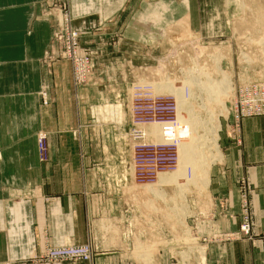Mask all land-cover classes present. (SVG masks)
Instances as JSON below:
<instances>
[{"label":"rangeland","instance_id":"374dc122","mask_svg":"<svg viewBox=\"0 0 264 264\" xmlns=\"http://www.w3.org/2000/svg\"><path fill=\"white\" fill-rule=\"evenodd\" d=\"M137 6L143 7L144 14L135 17V21L145 31L141 39L130 41L119 29L110 28L118 21L116 17L97 24L84 19L78 25L70 0H48L41 5L42 14L51 20L53 30L50 49L42 61L68 62L73 90L76 94L81 90L88 93V122L77 136L90 143L87 152L91 162L86 172L93 175L87 183L89 194H79L86 207L83 224L80 223L84 239L62 242L60 246L48 245L41 254L50 258L48 251L52 248L80 247L79 254L89 253L90 258L87 262L67 259L54 264H93L97 257L106 259V253L114 254L113 264H205L206 251L212 245L254 239L250 187L246 179L238 180V207L230 204L229 197L215 202L213 193L218 196V190L212 192L209 185L213 171L219 167L215 164H222V154L218 159L210 158L215 154L214 146L221 152L220 140L225 133L240 145L241 122L264 117V112L243 116L240 110L226 106L233 101L229 96L234 94L238 76L251 80L250 86L264 85V0H139ZM155 6H162L159 15L152 12ZM66 10L70 18L64 21ZM70 31L77 33L78 52L73 57L66 53L72 43ZM223 69H231V74ZM192 71L208 77H194L203 86L210 77L213 79L210 84L225 78L229 90L226 86L227 90L221 93L224 96L212 104L211 93L189 82L188 74L186 82L191 93L183 92L179 81L184 82L186 73ZM38 96L42 104L49 103L46 84ZM206 97L210 99L208 102L204 100ZM117 103H121V108ZM163 104L172 110L163 113L164 116L159 112ZM188 106H193L192 115L186 110ZM176 116L175 135L180 128L189 137L192 134L197 138L193 144L208 157L207 186L189 182L194 174L189 163L185 167L186 178L174 184L170 174L177 170L180 157V148L175 144L170 146L176 155L174 168L158 176L148 174L147 159L160 150L157 145L162 135L158 124H166L152 121L163 118L174 121ZM199 119L202 121L190 132ZM135 127L144 135V142ZM37 137L39 156L44 160L46 133L41 131ZM98 141L101 147L97 146ZM105 141L108 144L104 148ZM145 143L152 144L153 151L140 146ZM139 156L142 162L137 161ZM143 167L145 171L140 169ZM118 170L124 171L119 179L104 175ZM150 185L153 187L149 189ZM87 206L94 211L89 212ZM106 206L109 209L104 211ZM234 210L238 213L233 214ZM234 215L238 217L235 227L220 223L228 218L235 221Z\"/></svg>","mask_w":264,"mask_h":264},{"label":"crops","instance_id":"0c3cea01","mask_svg":"<svg viewBox=\"0 0 264 264\" xmlns=\"http://www.w3.org/2000/svg\"><path fill=\"white\" fill-rule=\"evenodd\" d=\"M46 1L0 0V264H41L38 258L46 246L84 239L80 223L86 207L79 194H89L87 183L93 175L86 172L90 143L77 135L88 122V93L73 90L68 62L42 61L53 33L51 20L42 14ZM138 1L70 0V4L75 24L116 17L110 28L119 29L131 41L141 39L145 31L135 21L144 14ZM161 8L155 6L152 12L159 15ZM44 84L50 97L47 105L38 96ZM41 131L47 137L44 160L37 145ZM227 134L219 143L222 164H215L219 167L212 173L210 190H218V196L213 193L215 202L229 197L230 204L238 207V180L246 179L254 239L212 245L205 264H264V117L241 122L240 145ZM104 144L108 142L102 143L105 148ZM104 175L119 179L124 171ZM87 210L94 211L89 206ZM234 216L235 221L228 218L220 223L238 225ZM105 255L106 259L97 257L93 264H113L114 254Z\"/></svg>","mask_w":264,"mask_h":264},{"label":"built area","instance_id":"2783aa9c","mask_svg":"<svg viewBox=\"0 0 264 264\" xmlns=\"http://www.w3.org/2000/svg\"><path fill=\"white\" fill-rule=\"evenodd\" d=\"M69 10H66L65 12V16H64V21L69 20L70 18V14H68ZM70 36H71V41L72 43L70 44L68 50L66 51L67 54H69V56L73 57L75 55H77L78 52V45L76 44V38H77V33L74 31H70ZM253 48H255L253 46ZM251 48V49H253ZM254 55V54H253ZM228 70V74H231V69H223L222 71ZM218 71V70H217ZM247 71V69H246ZM220 72V71H219ZM190 75L192 77H189L190 79H193V77H198V78H208L205 77V75L202 77L200 75V73H197L195 71H192L191 73L187 72L185 77L184 82L183 81H179L180 82V89L186 93H191L190 91V87L187 85L186 79L188 78L187 75ZM212 78V77H210ZM215 78V77H214ZM254 81V80H253ZM192 82V81H191ZM194 82V86H196L197 88H202V84H199L195 81ZM231 84V81H229ZM251 84V80L245 79V78H241L240 76H238V81L237 84L234 85V94L231 95L229 97H232L233 101L232 102H227L226 106L230 107V109L235 108L236 110H240L239 114L243 115V116H250V115H255V113H263L264 112V85L263 84H258L256 83L254 86H250ZM193 92V91H192ZM160 114L163 113H168L169 111H172L171 109H169V107L165 104L160 105ZM178 105L176 110H178ZM254 109L256 111H254ZM148 111H155V109H150ZM147 111V112H148ZM165 114H163L164 116ZM161 121H152V122H157V123H169L172 124V126H168L165 127L163 129L162 132V136L165 139L164 142H160V144H158V148L160 150H157L156 152H154V154H152L149 159H147L148 164H150V166L148 167V174H150L151 176H158L161 173H165V172H170L169 170H172L174 168V161L176 160V155H174L173 150L171 149V145L175 144L178 145L179 141H183L185 139H187L189 137V133L187 132H183V129L180 128V132L178 131V135L176 136L174 133V125L176 123H178V118L176 116V119L174 121L172 120H166V119H160ZM149 122V121H148ZM137 123V122H135ZM137 124H144V123H137ZM147 124V123H146ZM181 127V126H180ZM179 128V127H178ZM134 130L137 132V134H139L140 136L143 137L142 142H144V135L141 134L137 128L135 127ZM147 142V141H145ZM140 146L142 147H146L148 148V150L153 151V149L151 148L152 144H140ZM178 147V146H177ZM143 151V149L141 150ZM138 162H142L140 156L137 159ZM143 169V171H145V168H140ZM170 206V205H169ZM247 233V232H246ZM49 252V256H51L50 258H48L46 256V254L42 255L41 257H43L42 259H40L41 261H46L47 264H54V263H60V261L63 260H80V261H85L87 262L90 258V254L89 253H80V247H75V248H52L51 250L48 251ZM65 254V255H63ZM49 260V261H47ZM5 264H9V263H5Z\"/></svg>","mask_w":264,"mask_h":264},{"label":"bare ground","instance_id":"6f19581e","mask_svg":"<svg viewBox=\"0 0 264 264\" xmlns=\"http://www.w3.org/2000/svg\"><path fill=\"white\" fill-rule=\"evenodd\" d=\"M223 74H225V72H223L222 73V75ZM190 77H192V76H190ZM196 80L198 81V79L196 78ZM202 80V79H201ZM211 79L209 78V80H205V82H203V84H204V88L203 89H205L203 92H210L211 94H210V97H212L213 98V100L211 99V102L210 103H215V100L216 101H218L219 99V97H221V95H223V94H221L222 92H223V90L224 91H226L227 89L225 88L226 86H227V83H226V81H225V78H223L222 80H219V81H216L215 83H212V84H210V81ZM217 80V79H216ZM188 81L189 82H191V81H194V77H193V79H188ZM200 81V80H199ZM212 82H213V79L211 80ZM225 81V82H224ZM196 82V81H195ZM200 83V82H199ZM201 84V83H200ZM227 88H228V90H229V86H227ZM205 92V93H206ZM205 93H203V95H202V98H204L203 96H204V94ZM200 95H201V93H200ZM206 95V94H205ZM224 96V95H223ZM198 97V96H197ZM210 97H208V98H210ZM223 98V97H222ZM204 100H207V97L204 99ZM210 99H208L207 100V102L209 101ZM223 103V102H222ZM217 104H219V103H217ZM211 104H209L208 106H210ZM208 106H207V108H208ZM215 106V105H214ZM204 107H206V105L204 106ZM203 107V108H204ZM221 107L223 108V106L221 105ZM191 109L193 110V106H188V107H186V110H189V111H187L188 113H190V111H191ZM213 109V108H212ZM208 110V109H207ZM206 110V111H207ZM191 112H194V111H191ZM209 113V112H208ZM212 113V112H211ZM191 115H192V113H190ZM194 115H195V113H193ZM213 114V113H212ZM192 118H194V117H197V116H191ZM200 121H202V120H198V121H196V122H194V125L191 127V131L190 132H192V131H195V127H196V124H199L200 123ZM202 124V123H201ZM168 126H171L170 124H158V127H159V134H161L162 135V133L160 132L161 131V129H163V127H168ZM202 126V125H201ZM210 127V126H209ZM199 129V128H198ZM217 130V129H216ZM214 131V130H213ZM216 132V131H215ZM198 135V134H197ZM215 135H217L218 136V134H215ZM161 138H160V140H161V142H164V138H163V136H160ZM190 139H188L187 141H179V144H178V147L180 148V157H179V166H178V168H177V170L175 171V172H171V174H170V176H171V178L173 179V181H174V184H178L177 182H178V180L180 179V178H186V172H185V167L188 165L187 163H189V164H191L192 166H193V172H194V174L192 173V178H191V180H189V182L191 183V182H194V183H198V184H202V185H204V186H207L208 185V183H209V178H208V171H209V168H207V165H208V163H207V159H208V157H207V155H205V154H203L202 153V151L200 150V149H198V148H196V145L197 144H193V142H194V140L196 141L197 140V138L196 137H194L192 134H191V136L189 137ZM214 138H216V137H214ZM186 140V139H185ZM192 140V141H191ZM198 140L200 141V137L198 138ZM214 140V139H213ZM215 141V140H214ZM200 144V143H199ZM198 144V145H199ZM195 145V146H194ZM199 146H202V144H200ZM205 146V145H204ZM204 146H202V147H204ZM215 147V148H214ZM213 148L215 149V154L213 153V154H211V156H213V157H211L210 159H214V157H216V159H218V158H220V154H221V152L219 151V149L216 147V146H214ZM220 148V147H219ZM219 151V152H218ZM187 164V165H186ZM210 165V164H209ZM180 182V181H179ZM189 182H187V183H189ZM180 184V183H179ZM184 185H186V184H183L182 186H184ZM182 186H180V187H182ZM149 189L150 188H152L153 187V185H150V186H147ZM180 190H183L182 188H180ZM182 192V191H181ZM175 196H177V195H175ZM178 197V196H177Z\"/></svg>","mask_w":264,"mask_h":264}]
</instances>
